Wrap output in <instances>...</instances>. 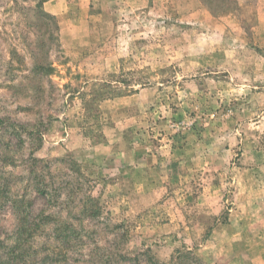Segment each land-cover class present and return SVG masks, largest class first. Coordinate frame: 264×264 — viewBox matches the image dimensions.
<instances>
[{"label": "rangeland", "instance_id": "1", "mask_svg": "<svg viewBox=\"0 0 264 264\" xmlns=\"http://www.w3.org/2000/svg\"><path fill=\"white\" fill-rule=\"evenodd\" d=\"M51 1L0 0V262L264 264V0Z\"/></svg>", "mask_w": 264, "mask_h": 264}, {"label": "trees", "instance_id": "2", "mask_svg": "<svg viewBox=\"0 0 264 264\" xmlns=\"http://www.w3.org/2000/svg\"><path fill=\"white\" fill-rule=\"evenodd\" d=\"M132 92H134V91L130 90V93H132ZM118 96H122V94H117V97ZM93 214L95 215L96 212L94 211ZM21 222H22L21 227L18 230V264H50L51 262H53V263L57 262L58 263L61 258L65 257L64 253L63 254L62 253H52V255L45 256L42 259V261H40L39 263L36 260H31V261L28 260L26 262V258L30 257L29 251L31 250V247L28 244V242L32 238V234L29 231V227L28 228L26 227L28 221H26L25 217L21 218ZM34 227H36V225ZM61 229H62V227L58 228V230L60 231V234H61V239L63 241H66L67 242L66 244L69 245L70 242L68 241V239L72 233L71 228L67 225V227L63 228V230H61ZM75 234L76 233L73 234L74 237H75ZM15 249L16 248H14L13 252H11L12 256L17 251ZM32 255L34 256L35 254L33 253ZM142 255H146V254H142ZM15 258L16 257L13 256L12 260ZM181 259H189L190 263H192V264H203L202 262H200L198 260V258L194 254L190 253L189 251L179 252V250H178L177 251V257L174 258V261H173L174 264L176 263V261H180ZM123 260H126V259H123ZM149 262H150V264H155V263H153L154 261H152V259H150V258H149ZM0 264H10V261H8L7 263L0 262Z\"/></svg>", "mask_w": 264, "mask_h": 264}, {"label": "crops", "instance_id": "3", "mask_svg": "<svg viewBox=\"0 0 264 264\" xmlns=\"http://www.w3.org/2000/svg\"><path fill=\"white\" fill-rule=\"evenodd\" d=\"M59 2L61 3V0H52L50 3L46 4V10L51 13L56 12V6H58Z\"/></svg>", "mask_w": 264, "mask_h": 264}]
</instances>
